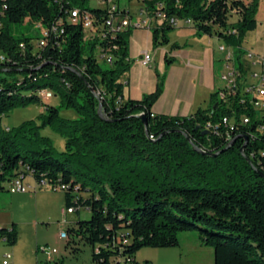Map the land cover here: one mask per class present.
Wrapping results in <instances>:
<instances>
[{"label": "trees", "instance_id": "obj_1", "mask_svg": "<svg viewBox=\"0 0 264 264\" xmlns=\"http://www.w3.org/2000/svg\"><path fill=\"white\" fill-rule=\"evenodd\" d=\"M143 5L149 18H164L152 26L155 45L169 43L171 19L192 20L198 36H218L242 65L243 42L257 29L260 0ZM74 8L96 14L100 23L108 14L90 0H0V191L23 174L66 185L64 207L91 212L89 219L69 223L68 244L90 245L92 264H150L136 260L142 248L178 247L180 233L189 231L214 249V264H264V139L255 133V122L238 123L244 113L254 118V110L237 101L228 107L216 90L207 108L189 116L153 114L164 74L153 93L124 97L132 29L87 40L82 25L67 20ZM24 22L50 29L45 48L37 46L43 34H14L11 25ZM101 52L113 62L101 61ZM173 61L166 57L167 65ZM46 88L59 105L41 101L38 92ZM36 102L45 107L37 120L2 127L3 115ZM61 107L74 109L77 117L62 116ZM233 112V129L206 130ZM47 127L65 138L63 150L42 133ZM18 239L16 223L0 228V240L14 246Z\"/></svg>", "mask_w": 264, "mask_h": 264}, {"label": "rangeland", "instance_id": "obj_2", "mask_svg": "<svg viewBox=\"0 0 264 264\" xmlns=\"http://www.w3.org/2000/svg\"><path fill=\"white\" fill-rule=\"evenodd\" d=\"M251 1V0H248ZM122 8L130 9L132 15L146 14L143 0H118ZM261 8L257 14L258 26L257 29L247 34L243 47L246 51H251L255 57L249 60L251 63L256 62L258 57L264 60V0H260ZM99 5L95 0H90V6ZM235 20V17H231ZM45 26L38 23L24 22L21 24H12L11 29L15 35L26 33L33 37L42 35ZM223 45H227L225 41ZM35 48L37 46L35 45ZM248 60H243L242 63L248 68L251 74L248 77L249 83H258L259 79L253 76L254 72L261 74V65H250ZM221 63L217 62V70L221 71ZM224 71V69L222 70ZM39 95V94H38ZM42 101V100H41ZM44 101V99H43ZM49 104L59 105L60 99L55 96L50 100ZM42 112V104L40 102L31 103L27 106H21L13 109L1 118V125L4 128L15 127L23 121L38 119ZM60 114L67 118H76L77 113L72 108H60ZM260 114V112H259ZM42 133L51 137L58 150H63L65 146V138L58 132L47 127L42 130ZM32 178L27 177L25 182H31ZM34 184V183H33ZM42 193L40 199H36L34 195ZM32 195V196H31ZM87 195V194H86ZM61 192L41 189L38 192L27 193H12L9 190V183L4 184V189L0 191V228L10 227L11 223L17 224L19 232L18 242L11 246L4 240H0V264L5 259V255L12 254L9 264H45L46 256L40 252H36L38 245L55 246L57 245L62 250H65L66 241L59 237L61 227L59 225L63 216L59 197ZM91 212L87 207H82L79 212L74 213L72 217L82 220L89 219ZM67 224L65 229H67ZM189 234L191 236L187 241L195 240L200 242L197 231H189L180 233V236ZM68 252L61 257L63 264H92L91 247L90 245L80 241L76 247H70L67 243ZM202 249L188 252L186 249V257L182 260L179 257L180 248H142L136 254L137 261L143 263L145 260L150 261V264H163L167 261L168 264H214V249L202 245ZM155 257V260H150Z\"/></svg>", "mask_w": 264, "mask_h": 264}, {"label": "crops", "instance_id": "obj_3", "mask_svg": "<svg viewBox=\"0 0 264 264\" xmlns=\"http://www.w3.org/2000/svg\"><path fill=\"white\" fill-rule=\"evenodd\" d=\"M120 8L130 13L133 22L141 23L140 27H131L128 58L130 69L123 78L124 97L139 100L144 95L153 93L156 90L159 75L164 74V90L153 104L151 109L153 114L189 116L198 108H207L211 94L221 84L218 78L217 62L223 56L220 50L224 46L223 40L216 35L198 36L192 20H178L174 29L169 33V43L155 45L152 26L161 24L164 18L162 16L149 18L142 13L134 16L130 9L121 6ZM174 43L179 44L180 47L173 48ZM145 52H149L152 56L149 65H143L141 62ZM167 56L174 59L170 65L166 63ZM44 109L45 107L42 106V112ZM28 177L32 178V181L28 183H35L32 176ZM41 195L42 193L39 192L34 196L36 199H40ZM59 200L60 205L64 206V192H61ZM73 215L74 213L68 215L70 222L75 221ZM59 225L61 229L65 228L61 221ZM190 237L189 234L180 236V245L171 247L172 249H181L179 257L182 260L186 257V249L188 252H192L203 247L197 239L187 241ZM67 243L65 250L55 245L61 250V257L68 252ZM150 260H155V257H151ZM163 262V264H168L167 261Z\"/></svg>", "mask_w": 264, "mask_h": 264}, {"label": "built area", "instance_id": "obj_4", "mask_svg": "<svg viewBox=\"0 0 264 264\" xmlns=\"http://www.w3.org/2000/svg\"><path fill=\"white\" fill-rule=\"evenodd\" d=\"M99 6H102L108 10L107 17L104 23H100L99 18L96 14L90 12L89 10H81L80 8H74L70 11L67 18L69 22L76 24H81L84 30L85 39L93 40L96 38L105 39L108 34H116L124 32L131 27H140V22H133L131 16L123 15L119 3L116 0H95ZM173 24L177 21L173 18L170 20ZM55 28L53 27L52 30ZM51 40V31L49 28H44L43 35L38 39V48H45L49 41ZM223 56L221 59V71L218 74V78L221 82L220 86L217 88L219 92V97L223 100L228 107H232V104L237 101L241 105L250 107L254 110L255 116L252 118L247 114H242L240 121H237L236 113L233 112L230 116H224L220 123L213 125V123H208L206 130H215L218 132L219 125L225 128L231 127L232 129L237 126V122L241 125H251L255 122L256 134L261 135L264 139V60L260 57L256 62H250L249 60L255 57V54L251 51H246L242 56L241 61L248 60L250 65H261V74L254 72L253 76L259 79L258 83H249L248 77L251 75L248 68L242 63L238 64L236 61V56L233 47L224 45L220 48ZM4 59L3 56L0 57ZM101 61H106L107 63H112V55L108 52H101L99 55ZM152 61V56L149 52H145L141 62L143 65H149ZM224 69V71H222ZM38 94H44V104H48L50 100L54 97V92L49 89H43L38 92ZM260 112V114H259ZM219 134V133H218ZM228 140L231 139L229 133H227ZM262 155H264V148ZM27 169V168H26ZM28 176L19 175L14 177L9 182V190L12 193H27L36 192L41 189H49L58 192H65L68 187L66 185H53L46 180L36 181L34 184L26 183L25 180ZM75 213L73 208L63 207L62 216L63 219L61 223L67 225L70 223L68 220V215ZM59 237L66 242L69 241L70 237L67 229H61L59 232ZM37 252H40L46 256V262H55L61 258V250L56 246L38 245ZM12 258V254L8 253L5 255V259L2 264H9Z\"/></svg>", "mask_w": 264, "mask_h": 264}, {"label": "water", "instance_id": "obj_5", "mask_svg": "<svg viewBox=\"0 0 264 264\" xmlns=\"http://www.w3.org/2000/svg\"><path fill=\"white\" fill-rule=\"evenodd\" d=\"M80 74V73H79ZM141 119L144 121L145 125H147V119H146V115L144 113H142L141 115ZM231 143H233V141H231ZM247 145V138H246V142L244 143L243 147H242V152L244 151V147Z\"/></svg>", "mask_w": 264, "mask_h": 264}, {"label": "bare ground", "instance_id": "obj_6", "mask_svg": "<svg viewBox=\"0 0 264 264\" xmlns=\"http://www.w3.org/2000/svg\"><path fill=\"white\" fill-rule=\"evenodd\" d=\"M39 97H40V99L43 101V99H44V94H39Z\"/></svg>", "mask_w": 264, "mask_h": 264}]
</instances>
